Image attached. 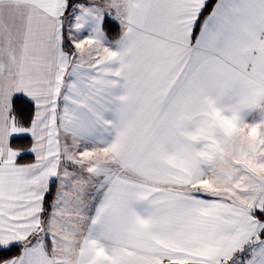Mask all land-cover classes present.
<instances>
[{
  "label": "snow or ice",
  "instance_id": "1",
  "mask_svg": "<svg viewBox=\"0 0 264 264\" xmlns=\"http://www.w3.org/2000/svg\"><path fill=\"white\" fill-rule=\"evenodd\" d=\"M0 264H264V0H0Z\"/></svg>",
  "mask_w": 264,
  "mask_h": 264
},
{
  "label": "trees",
  "instance_id": "2",
  "mask_svg": "<svg viewBox=\"0 0 264 264\" xmlns=\"http://www.w3.org/2000/svg\"><path fill=\"white\" fill-rule=\"evenodd\" d=\"M25 143H27V142H25Z\"/></svg>",
  "mask_w": 264,
  "mask_h": 264
}]
</instances>
